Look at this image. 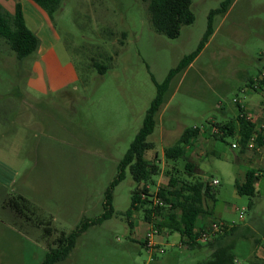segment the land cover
<instances>
[{"label":"rangeland","instance_id":"1","mask_svg":"<svg viewBox=\"0 0 264 264\" xmlns=\"http://www.w3.org/2000/svg\"><path fill=\"white\" fill-rule=\"evenodd\" d=\"M10 1L0 4L14 14ZM13 1L21 3L39 39L51 44L59 67L53 62L48 69L39 47L19 59L0 38V264H40L61 232L104 212L106 190L156 96V82L197 48L209 12L223 0H193L195 21L183 25L177 38L154 28L143 0H63L53 20L33 0ZM214 28L196 59L174 75L156 114L148 137L155 148L147 157L158 155L162 171L150 188L155 194L168 183L173 162L165 148L185 127L198 126L200 135L189 148L195 177L219 181L212 183L217 201L205 227L235 222L242 235L236 262L251 264L264 258V173L254 196L239 194L235 184L249 169L264 166V151H241L238 135L221 140L214 133L238 115L235 100L257 124L264 123V91L248 85L264 70V0H233L226 15L215 17ZM60 65L72 66L76 78L54 89L64 82ZM184 164L176 166L184 171ZM135 188L128 170L113 188L112 217L91 225L68 258L55 264H196L210 256L204 242L190 248L179 232L147 222L142 208L128 217ZM22 198L29 209L24 213L12 206ZM148 231L163 251L144 246Z\"/></svg>","mask_w":264,"mask_h":264},{"label":"trees","instance_id":"2","mask_svg":"<svg viewBox=\"0 0 264 264\" xmlns=\"http://www.w3.org/2000/svg\"><path fill=\"white\" fill-rule=\"evenodd\" d=\"M33 1L47 12L51 20L54 19L55 12L63 2V0ZM143 1L148 4V12L154 28L169 38H177L183 25L195 21L196 16L192 7L193 0ZM232 2L233 0H223L218 8L209 12L207 28L197 48L190 54L185 55L180 63L169 71L167 78L162 83L156 82V96L146 111L141 128L119 162L117 177L106 190L104 212L92 220H84L81 225L70 233L61 232L49 247L45 258L40 264H55L65 260L82 233L91 225L101 224L112 217L114 213L113 188L126 177L128 170L137 183V188L132 193L131 206L126 212L127 216L130 217L134 210L142 208L147 222L151 223L154 220L153 223L158 228H165L169 233L179 232L183 239H187L185 244L190 248L202 245L204 241L200 240L201 231L210 226L198 229L197 223L199 218L214 215L213 206L217 201V194L214 185L207 178L195 177L197 164L189 157V148L198 139L201 129L198 126L185 127L178 141L165 148L164 156L168 161L173 162V169L167 172L170 175L167 185L159 187L155 194L150 186L156 185V177L161 173L162 167L158 155L155 154L153 158L147 157V152L155 148L154 143L148 137L155 131L157 125L156 114L164 103L165 93L170 87L172 78L175 74L184 71L201 53L215 32V17L226 14ZM0 38L6 40L19 59L30 56L38 49L40 39L36 32L28 26L19 1L16 3L14 14L8 13L0 4ZM97 66L103 68V70L105 69V66ZM248 85L255 91L259 89L264 91V70L260 71L256 78H250ZM235 101L238 115L235 119L219 125L221 134H214L217 139L221 140H224L225 136L228 135H238L241 151H243L254 131L256 122L248 119L243 105L237 100ZM257 144L262 145L263 141L258 139ZM181 160L185 162L184 171L176 166L177 162ZM263 173L264 166L259 169H249L245 180L243 182L237 181L235 184L238 193L254 196L257 192L256 183ZM155 198H159L163 203H155ZM17 203L19 202L12 204L16 210L23 213L24 208L29 210L26 206V199L22 198V204ZM238 228V225H234L204 242L210 249V256L196 264H237L234 249L242 236L238 233ZM44 230L48 233L52 231L50 226H46ZM246 231L249 232L250 229L247 228ZM246 236L245 234L244 237ZM255 241L257 242L258 239L255 238ZM142 243L146 247V242L143 241ZM252 262L254 264H264V259L256 258ZM252 262L251 264H253Z\"/></svg>","mask_w":264,"mask_h":264},{"label":"built area","instance_id":"3","mask_svg":"<svg viewBox=\"0 0 264 264\" xmlns=\"http://www.w3.org/2000/svg\"><path fill=\"white\" fill-rule=\"evenodd\" d=\"M248 119L252 120V118H250L249 116H247ZM216 132H218L217 130H215ZM258 139H261L264 143V123L261 124H257L254 128V131L249 139V141L246 144V148L248 149H252V148H259V145L257 144ZM238 144L237 143H233L232 147H237ZM256 146V147H255ZM213 184H218L219 181L217 179H214L212 181ZM155 203H159L162 204L163 202L159 199V198H155ZM243 213H244V208L241 210L240 212V218L243 219ZM235 222H218V221H214L212 222V224L210 225V227L206 228L205 230L201 231V236H200V240L201 241H209L210 239H212L215 235L219 234V233H223L225 230L229 229L230 227L234 226ZM152 226V225H151ZM151 230L153 232L154 229L151 228ZM151 231H148L146 233L145 236V242H146V247L149 251H163V249L158 246V243H156L153 239L154 233Z\"/></svg>","mask_w":264,"mask_h":264},{"label":"crops","instance_id":"4","mask_svg":"<svg viewBox=\"0 0 264 264\" xmlns=\"http://www.w3.org/2000/svg\"><path fill=\"white\" fill-rule=\"evenodd\" d=\"M7 5H8V8H10L13 12H15V9H16V2H14L13 0L10 1V2H7ZM231 8V6H230ZM229 8V10H230ZM228 10V11H229ZM228 13V12H227ZM226 13V14H227ZM225 14V15H226ZM37 54L38 56L44 61V64H46L45 66L49 69V66L51 64H53V62L56 63L57 67H59V64L55 58V55H54V51H53V48H51V44H49L47 41L44 42V39H42V37H40V46H39V49L37 51ZM37 64V63H36ZM61 66V65H60ZM68 68H66V66H61V74L59 75L61 79L64 80V82L62 84H58V85H53L52 88L54 89H59V88H62L64 85L67 84V82L73 80L74 78H76V72L75 70L72 69V66H67ZM63 74V75H62ZM40 83V82H39ZM41 84V83H40ZM258 148V147H257ZM259 151H264V143L262 145H259V148H258ZM256 189H257V183H256ZM209 217H206V218H199L198 220V229L201 227V228H204L205 226H207L209 224ZM259 251H260V248H256L255 252H256V255H258L259 257H262L260 254H259ZM264 259V258H262Z\"/></svg>","mask_w":264,"mask_h":264}]
</instances>
